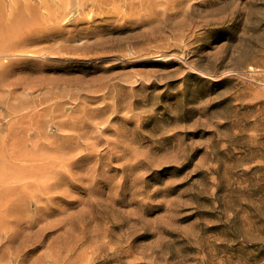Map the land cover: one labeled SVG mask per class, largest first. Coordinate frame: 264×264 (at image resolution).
I'll use <instances>...</instances> for the list:
<instances>
[{"label": "rangeland", "instance_id": "rangeland-1", "mask_svg": "<svg viewBox=\"0 0 264 264\" xmlns=\"http://www.w3.org/2000/svg\"><path fill=\"white\" fill-rule=\"evenodd\" d=\"M0 264H264V0H0Z\"/></svg>", "mask_w": 264, "mask_h": 264}, {"label": "bare ground", "instance_id": "bare-ground-1", "mask_svg": "<svg viewBox=\"0 0 264 264\" xmlns=\"http://www.w3.org/2000/svg\"><path fill=\"white\" fill-rule=\"evenodd\" d=\"M95 43V42H94ZM103 47H104V45H103ZM102 87V86H101Z\"/></svg>", "mask_w": 264, "mask_h": 264}]
</instances>
